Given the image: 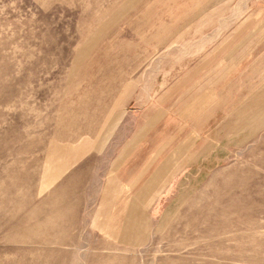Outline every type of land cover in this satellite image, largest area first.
<instances>
[{
    "label": "rangeland",
    "instance_id": "374dc122",
    "mask_svg": "<svg viewBox=\"0 0 264 264\" xmlns=\"http://www.w3.org/2000/svg\"><path fill=\"white\" fill-rule=\"evenodd\" d=\"M0 264H264V0H0Z\"/></svg>",
    "mask_w": 264,
    "mask_h": 264
},
{
    "label": "crops",
    "instance_id": "0c3cea01",
    "mask_svg": "<svg viewBox=\"0 0 264 264\" xmlns=\"http://www.w3.org/2000/svg\"><path fill=\"white\" fill-rule=\"evenodd\" d=\"M233 2H234V0H233ZM232 4V3H231ZM197 141V140H196ZM196 143V142H195ZM190 151H192L191 149H190ZM189 151V152H190ZM193 154L192 153H188V154H186V156H185V158L182 160V163H183V167H177V168H174V167H170L169 168V176H168V179L161 185V187H160V190H163V189H167V188H170L171 186H172V184H173V181L176 179L175 177L176 176H179L180 174L181 175H183V174H185V175H190V176H193L194 175V171L191 169L190 170V164H193ZM165 162V160L163 161V162H161V164H160V166L163 164ZM159 166V167H160ZM159 167H157V169L159 168ZM156 169V170H157ZM155 170V171H156ZM154 171V172H155ZM171 171V172H170ZM153 172V173H154ZM151 176V175H150ZM149 176V177H150ZM184 178V177H183ZM187 180V178L186 179H184V180H180V183L181 184H183V182L184 181H186ZM190 182H191V180L190 179H188ZM187 180V181H188ZM186 181V182H187ZM180 189V187L178 186V184H176V190L178 191ZM160 197V194H159V196H158V198ZM161 198V197H160ZM156 199L157 198H155L154 200H153V203L151 204V206L152 205H154L155 204V201H156Z\"/></svg>",
    "mask_w": 264,
    "mask_h": 264
}]
</instances>
